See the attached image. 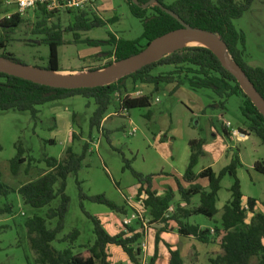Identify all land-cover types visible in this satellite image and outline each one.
I'll list each match as a JSON object with an SVG mask.
<instances>
[{
	"label": "trees",
	"instance_id": "trees-1",
	"mask_svg": "<svg viewBox=\"0 0 264 264\" xmlns=\"http://www.w3.org/2000/svg\"><path fill=\"white\" fill-rule=\"evenodd\" d=\"M151 1H156L162 7L172 11L191 27L219 35L227 45L228 54L245 71L264 98V68L252 66L246 61L244 35L233 24L234 20L239 19L250 8L253 0L241 2L236 0H217L216 2L213 0H176L170 5H165L162 0H138L139 4L128 0L131 13L143 24L141 38L129 40L110 34L106 41L87 40L89 45L108 44L112 46V50L108 52L109 60L103 65L93 67L91 71L104 69L128 59L138 54L153 39L183 27L180 20L163 10L159 5L142 7ZM37 13L39 20L33 33L44 35L42 40L49 47L47 63L41 68L61 71L58 47L65 43L63 30L59 22L52 21L53 13L49 14L45 11ZM66 13L74 15L73 23L68 26V29L73 32L74 40L79 41V31L89 30L92 26L89 10H68ZM60 17H57L58 21ZM95 22L104 24L99 18ZM23 23V16L19 14H13L10 18H3L0 21V26L4 31V35H0V56L21 64L24 63L5 49L9 41V33ZM142 41H145V44ZM161 68L168 69L155 72ZM127 78H131L136 84H152L154 90L146 95L132 96L127 92V86L124 83ZM162 83L174 84V89L187 85L194 91L211 90L220 99L219 107L223 109H225L230 96H241L243 98L242 114L245 118L244 125L247 128V134L256 135L264 144V116L252 103L249 96L244 93L235 76L223 66L219 57L210 48L204 46L179 48L116 82L92 88H53L0 72V109L3 111H29L32 118L36 120L39 113L38 106L80 95L94 100L96 109L90 118V128L99 130L116 93H125L123 97H120V109L122 107L127 110L148 108L151 106L153 92L157 91L158 86ZM150 115L148 112L147 117ZM74 116L75 114H73ZM223 135L228 139L232 136L225 127H223ZM73 138H75L74 134ZM188 145L190 148L189 163L182 179L176 178L177 193L188 206L191 204L192 198L197 195L199 204L183 207L178 203L173 212L170 211L175 198L173 189L169 188L163 195L158 194L154 189L153 179L160 174L144 175L135 171L130 161L124 159L125 168L131 170L137 181L138 190L135 197L142 201L147 210L149 218L147 225L164 224L158 230L156 242L160 241L159 233L168 230L169 223L173 221L177 225L179 234L194 236L199 241L207 243L211 230L202 229L197 224L190 223L189 218L196 215L214 218L218 213L216 202L222 178L230 172L233 178L229 188L230 199L222 208L220 228L215 230L217 234L221 231L219 234L221 236L220 250L214 258H210L209 262L210 264H264V212L256 211L258 202L254 197H248L246 203L243 204L244 195L236 174L237 168L242 165L239 151H235L230 163L219 172H215L211 167H205L200 172H196V165L205 155L204 139H190ZM88 151L89 143L86 142L81 154L75 153L69 146L60 159L45 158L49 170L18 188L17 192L23 203L34 209L50 206L57 197L60 198L59 205L50 207L45 216L33 214L24 223L30 247L35 255V264H112L106 251L108 245L121 247L131 263L142 264V249L140 247L142 235L139 232L135 233L133 228L126 226V231L128 229V232L132 233L131 235L125 231L110 234L98 218L87 212L86 215L94 225L95 240L91 246L84 252L74 251V244L80 235L78 229H73L68 234L59 237L64 229L70 200L65 193L67 178L70 174L77 173L81 169L83 159ZM23 154L24 149L19 145L15 157L10 161L13 174H16L19 166L26 161ZM253 166L256 171L264 175V159L256 160ZM200 179L208 181L207 187L198 182ZM183 182L187 183L188 187H185ZM57 184L59 187L55 188ZM77 185L81 200L103 204L114 212L127 214L124 205H117L104 194L87 195L82 190L81 182L77 181ZM10 191L9 186L0 182V195L6 196ZM142 195H145V198H142ZM262 206L264 207V203ZM5 212H11V208L8 206L0 208V215ZM248 213L252 214L249 223L246 227H241V224L247 220ZM48 219H56L54 227L48 225ZM55 241L66 243V248L57 250L52 245ZM167 246L171 254L169 264H184L180 251L172 250L169 244ZM157 259L158 253L155 252L147 264H156Z\"/></svg>",
	"mask_w": 264,
	"mask_h": 264
},
{
	"label": "rangeland",
	"instance_id": "rangeland-1",
	"mask_svg": "<svg viewBox=\"0 0 264 264\" xmlns=\"http://www.w3.org/2000/svg\"><path fill=\"white\" fill-rule=\"evenodd\" d=\"M175 1L162 0L165 5ZM6 11L0 5V21L5 18ZM89 13L92 26L89 30L79 31V41L74 40L73 32L68 29L74 20L72 13L56 12L51 18L53 22H59L63 30L65 43L58 47L61 69H73L78 72L76 74H86L93 67L103 65L109 60L108 52L112 50V46L89 45L87 40L106 41L110 34L117 38L135 40L143 34V24L131 13L128 0H96L93 8H89ZM38 16L32 10L23 15L24 23L9 33L5 51L12 53L24 64L43 67L48 60L49 47L42 40L44 35L33 33ZM59 16L61 17L58 21ZM97 18L104 24H96ZM233 24L244 35L246 61L252 66L264 68V0H253L250 8L239 19L234 20ZM0 35H4L1 26ZM142 43L145 44V41ZM167 69L161 68L155 72ZM124 83L130 95H135L138 90L148 92L147 84L133 83L131 78L125 79ZM183 86L187 93L173 91L171 84H161L152 94L150 107L128 110L126 114L120 113L119 107L120 97L125 93H116L99 130L90 128V118L96 109L94 100L80 95L38 106L36 120L29 111L0 109V182L11 188L6 196L0 195V208H11V212L0 215V264H35V255L30 247L24 223L33 214L45 216L50 207L59 205L60 198L57 197L50 206L34 209L23 203L17 191L23 184L49 170L45 158L60 159L69 146L75 153L81 154L83 145L89 143V151L83 159L81 169L70 174L66 181L65 193L70 200L64 229L59 234L61 238L73 229H78L80 235L74 244V251L80 253L95 240L94 225L86 212L98 218L102 225L103 219L109 215L115 216L117 212L103 204L81 200L77 181L81 182L82 190L87 195L104 194L117 205H124L127 210L131 209L127 202L133 201L136 207L132 209L142 210V201L133 198L137 181L131 170L125 168L124 159L130 161L135 171L144 175L180 171L184 169L189 139L203 138L205 143L204 129L209 119L214 117L213 123L220 133L221 123L224 121H230L232 128H244L241 96H230L223 109L219 107L220 99L211 90L192 91L187 85ZM148 112L152 114L150 117H147ZM73 114L76 116L73 117ZM71 126L73 130L70 131ZM134 128L136 132L129 134ZM224 140L232 145L234 151L240 150L242 165L237 168L236 174L243 195L246 198L264 199V175L253 168L256 160L264 159V144L260 138L250 134L246 139L232 140L224 137ZM220 142L217 139L214 144L218 145ZM19 145L24 149L23 156L26 161L13 174L10 161L15 157ZM204 152L205 155L195 167L196 171L211 163V155L206 154L205 150ZM166 178L162 176L156 179L158 188L169 189L172 186L173 180ZM232 181L230 172L222 178L219 191L220 208L230 197ZM58 187L59 184L55 186ZM259 206L262 207L260 204ZM221 213L222 210L212 219L196 215L192 222L214 226L219 224ZM143 214L147 216L146 212ZM117 216L121 217V213ZM247 216L241 227L247 226L252 214L248 213ZM55 223L56 219H48L50 227H54ZM220 233L221 231L218 232ZM52 245L57 250L67 246L66 243L58 241ZM112 261L114 262V258Z\"/></svg>",
	"mask_w": 264,
	"mask_h": 264
},
{
	"label": "crops",
	"instance_id": "crops-1",
	"mask_svg": "<svg viewBox=\"0 0 264 264\" xmlns=\"http://www.w3.org/2000/svg\"><path fill=\"white\" fill-rule=\"evenodd\" d=\"M59 72L73 73L75 71L73 69H65V70L62 69ZM162 84H168V83H162ZM146 86L148 87V92L147 93L143 92L142 95L149 94L154 89V86L152 84H147ZM183 87L185 86H180L179 88L174 89V84H171V89L173 91L175 92L184 91V93H187V90H185L186 88H183ZM149 113L151 114V112ZM213 118L208 120L209 122H207L206 128L204 129L206 132V135H205L206 141L203 145L204 150L206 151V154L211 155V163H209L207 166H204L203 168L211 167L215 172H219L222 168L226 167L230 163L235 151L233 150L232 145H229L224 140L225 136L223 135V127L225 126L223 122L222 123L220 122L222 126V130H221L222 132L220 133V131L217 129V126L213 123L214 122ZM220 118H222V115L220 116ZM105 119H106V116L104 117L102 122ZM217 119H219V116ZM239 129L243 135H240L238 138L231 136L230 139L232 140L233 139H237V140L246 139L247 137L250 136V134H247V131H246L247 128L245 125H244V128H239ZM69 130L70 131L73 130V127L71 126ZM227 130L229 131V129ZM217 139L221 140L220 144L218 145L214 144ZM238 151L240 154L239 149ZM189 158H190V148H189V151L186 153V156L184 157V162H185V165L183 167L184 169H181L180 171L173 170L170 173L161 171V172H158L160 175H156L153 179L154 189H156L158 194L160 195H163L168 189L166 188L161 189L160 187L158 188V186L156 185V182H157L156 179L159 177L165 176L167 177L166 178L167 180L169 181L173 180V184L172 186L170 185L171 186L170 188L173 189L175 193V198L170 207L171 212L175 210L176 205L178 203L181 204L183 207H192V206H197L199 204V196L197 195L194 196L191 200V204L188 206L186 205L185 202L181 200L180 195L177 193L176 178L180 180L182 179V176L188 166ZM202 169L198 171L195 170V171L200 172ZM198 182L201 183L204 187H207L208 185V181L205 179H200ZM183 184L185 187H188L187 183L183 182ZM137 190H138V184L136 186V190L134 192L133 198L136 196ZM142 198H145V196L142 195ZM229 199L230 197L226 199L224 205L229 201ZM246 199L247 198L244 196L243 204L246 203ZM257 202H258V205L256 207V211L264 212V207L259 206V204L262 205V203H264V199H257ZM219 203L220 201H219V193H218V200L216 202L218 213H220V210H222L224 206L222 203L223 206L222 208H220ZM127 205H128V208H131L130 210H127V214H121V217H118L117 216L118 213H116L115 216L109 215L106 219H103V225L105 229L111 234H117L121 231L127 232L128 235L132 234L131 232H128V229L126 231V228L122 226V220L126 216H129L134 211L132 207H136V206L134 205L133 201L132 202L128 201ZM146 211L147 210L145 209V212ZM193 217L194 216L189 218V222L193 224H197L194 221L192 222ZM197 225L200 226V228L202 229L211 230L209 241L207 243H203L199 241L194 236H183L179 234L177 231V225L173 221L169 223L168 230L159 233V236H160L159 242H156V235L158 233V230L164 226V224L162 223L160 224L154 223L152 225H149L147 228H144L141 222L133 220L132 223L128 227L133 228L135 233L139 232L142 235L140 239V244L144 243V248L142 249V258H143L142 264H147L150 258L155 254V252L158 253V259L156 261V264H169L171 254H170L169 247L167 246V244L171 246L170 248L172 250L178 249L180 251L184 264H210L209 262L210 258H214L217 255L218 251L220 250L219 241H220L221 236L217 234V232L214 230V227L220 228V222L219 224L214 225V226H207L206 224H197ZM106 251L109 255V260L111 261L112 264H123V263L133 264L129 261L128 256L126 255V253H124L121 247L117 245H108L106 248ZM113 258H114V262L112 261Z\"/></svg>",
	"mask_w": 264,
	"mask_h": 264
},
{
	"label": "water",
	"instance_id": "water-1",
	"mask_svg": "<svg viewBox=\"0 0 264 264\" xmlns=\"http://www.w3.org/2000/svg\"><path fill=\"white\" fill-rule=\"evenodd\" d=\"M132 1L135 4H139L138 0H132ZM154 5H159V4L156 1H151L148 4L143 5L142 7L145 8ZM161 8L166 12L170 13L178 20H180V22L183 24V27L176 30H172L166 34H163L153 39L138 54L128 59L117 62V63H121L124 61H128L125 65L119 67L115 71L108 72L103 76L78 78V79L72 77H59L54 75V73H58L59 71H51L37 66L16 63L11 60L5 59L1 56H0V72L17 76L29 80L31 82H34L36 84H41L53 88L78 89V88H92L98 86H105L113 82H116L120 78L127 76L150 63L159 60L163 56L170 54L179 48H182V47L176 48L171 52L167 50L160 51L156 49V46L160 42L170 38L186 37V38L198 39L208 44V46L206 45H196V46L208 47L219 57L223 66L235 76L237 82L239 83L244 93L247 96H249L252 103L264 116V98L257 91L256 87L254 86L253 82L248 78L245 71L238 64H236L231 58V56L228 54L227 45L222 40V38L217 34L202 29L193 28L190 25L184 23L179 18V16L173 13L172 11H169L162 6ZM112 66L113 64L104 69L89 71V73L96 74L99 71L106 70L108 68H111Z\"/></svg>",
	"mask_w": 264,
	"mask_h": 264
},
{
	"label": "built area",
	"instance_id": "built-area-1",
	"mask_svg": "<svg viewBox=\"0 0 264 264\" xmlns=\"http://www.w3.org/2000/svg\"><path fill=\"white\" fill-rule=\"evenodd\" d=\"M96 0H0V5H3L6 8V13L4 14L5 18H10L13 14H19L23 16L28 13L30 10L34 12H42L53 13L56 12H66L70 11H79V10H89V8H93V5ZM143 92L138 90L135 92L134 96H141ZM128 110L125 107L120 109V113L126 114ZM225 128L229 129L231 135L233 137L238 138L240 135H243L240 129L232 128V124L230 121L223 122ZM136 129L134 128L132 131H129V134H134ZM145 196V195H144ZM247 208V206L245 205ZM142 210L138 209L133 211L129 216H126L122 220V226L125 228L129 226L133 220L141 222L144 228L148 227L149 218L144 214L145 208L141 207ZM213 232V231H212ZM141 249L144 248V243L140 244Z\"/></svg>",
	"mask_w": 264,
	"mask_h": 264
},
{
	"label": "bare ground",
	"instance_id": "bare-ground-1",
	"mask_svg": "<svg viewBox=\"0 0 264 264\" xmlns=\"http://www.w3.org/2000/svg\"><path fill=\"white\" fill-rule=\"evenodd\" d=\"M196 45H206L208 44L204 41L198 40V39H192V38H186V37H176V38H170L165 41L160 42L157 46V50H167L169 52L175 50L176 48L183 47V46H196ZM128 61H124L121 63H115L111 68H108L106 70H101L96 74H90L87 72L86 74H76L78 72L74 73H64V72H58L54 73L55 76L59 77H72V78H87V77H99L103 76L104 74L108 72H112L117 70L119 67L125 65Z\"/></svg>",
	"mask_w": 264,
	"mask_h": 264
}]
</instances>
